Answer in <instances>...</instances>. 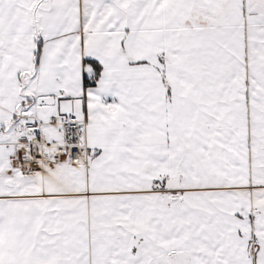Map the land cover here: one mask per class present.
I'll return each mask as SVG.
<instances>
[{"label":"snow or ice","instance_id":"1","mask_svg":"<svg viewBox=\"0 0 264 264\" xmlns=\"http://www.w3.org/2000/svg\"><path fill=\"white\" fill-rule=\"evenodd\" d=\"M0 264H264V0H0Z\"/></svg>","mask_w":264,"mask_h":264}]
</instances>
